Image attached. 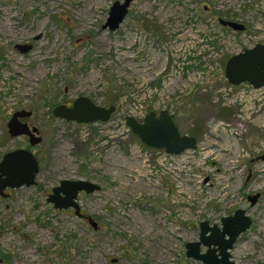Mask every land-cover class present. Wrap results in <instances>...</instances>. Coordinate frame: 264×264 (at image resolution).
Listing matches in <instances>:
<instances>
[{"label": "rangeland", "instance_id": "374dc122", "mask_svg": "<svg viewBox=\"0 0 264 264\" xmlns=\"http://www.w3.org/2000/svg\"><path fill=\"white\" fill-rule=\"evenodd\" d=\"M117 1L0 0V162L26 149L40 166L35 185L0 196V259L205 264L187 258V244L200 241L201 224L221 231L242 210L252 224L230 260L264 264V89L225 77L231 57L264 44V0H134L121 27L104 30ZM18 44L33 49L21 54ZM82 96L117 111L92 125L53 116ZM22 110L33 113L25 122L42 138L35 147L9 134ZM163 110L197 138L195 151L150 150L126 126L127 116L143 121ZM64 180L101 187L78 198L97 228L48 202ZM257 194L255 204L248 200Z\"/></svg>", "mask_w": 264, "mask_h": 264}, {"label": "water", "instance_id": "95a60500", "mask_svg": "<svg viewBox=\"0 0 264 264\" xmlns=\"http://www.w3.org/2000/svg\"><path fill=\"white\" fill-rule=\"evenodd\" d=\"M133 1L115 2L103 29L117 31L126 19ZM219 23L236 32H244L246 29L243 24L233 21L220 19ZM15 47L21 54H27L33 49L31 44H18ZM225 77L232 86L249 84L254 89L264 88V44H258L231 57L226 64ZM116 110V106L105 108L96 105L90 98L82 96L74 100L71 106L66 104L57 106L53 110V116L66 122L87 125L97 122L108 123ZM32 115V112L26 110L16 112L8 123V131L12 138L27 137L31 147H35L42 142V138L39 136L37 127H31L25 122ZM125 122L132 134L150 150L164 151L170 156H180L187 151H195L198 147L197 138L183 134L175 116L169 111L163 110L159 114L151 112L142 122L127 116ZM261 160L264 161V156ZM39 172V161L32 151L17 149L7 153L0 162V196L8 197L5 193L6 189L35 185ZM100 190L101 187L91 181L64 180L52 189L48 202L54 204V207L59 210L72 208L76 216L82 217L81 207L77 201L79 194L81 192L92 194ZM258 198L259 194L248 197V200L255 204ZM90 223L97 228L92 220ZM251 224V219L242 210H237L234 216L223 219L221 231L218 226L211 227L207 222L201 224L200 241L187 244V258L202 261L205 264H235L230 260L229 251ZM208 233L211 235L208 236ZM202 245L208 247V252L201 255ZM212 246H214L213 249ZM217 251L221 258H218ZM0 264H3L2 259Z\"/></svg>", "mask_w": 264, "mask_h": 264}, {"label": "flooded vegetation", "instance_id": "af4514ba", "mask_svg": "<svg viewBox=\"0 0 264 264\" xmlns=\"http://www.w3.org/2000/svg\"><path fill=\"white\" fill-rule=\"evenodd\" d=\"M93 102H94V101H93ZM72 103H73V102H71V103H67L66 105H67V106H71ZM94 103H95V102H94ZM95 104H96V103H95ZM61 105H63V104H61ZM96 105H98V104H96ZM99 106H100V105H99ZM111 106H114V105H111ZM102 107H104V106H102ZM108 107H110V106H108ZM108 107H105V108H108ZM116 108H117V107H116ZM116 111H117V110H116ZM18 112H19V111H18ZM115 113H116V112H115ZM115 113H114V114H115ZM114 114H113V115H114ZM113 115H112V116H113ZM97 123H99V122H97ZM100 123H101V122H100ZM94 124H96V123H94ZM87 125H89V124H87ZM90 125H92V124H90ZM81 193H82V192H81ZM81 193H80V194H81ZM80 194H79V195H80ZM78 198H79V196H78ZM77 201H78V199H77ZM78 203H79V202H78ZM71 209H72V208H71ZM73 210H74V209H73ZM80 212H81V214L83 215V216L80 217V218L85 219V220H87L88 222H90V221L92 220L89 216L83 214L82 211H80ZM74 213H75V210H74ZM75 215H76V214H75ZM90 219H91V220H90Z\"/></svg>", "mask_w": 264, "mask_h": 264}, {"label": "bare ground", "instance_id": "6f19581e", "mask_svg": "<svg viewBox=\"0 0 264 264\" xmlns=\"http://www.w3.org/2000/svg\"><path fill=\"white\" fill-rule=\"evenodd\" d=\"M263 227H264V225H263ZM163 244H164V245H169V244H170V241H169V240L164 241ZM87 261H89L87 264H89L90 262H91V263H95V262H96L94 259H93V260L90 259V260H87ZM74 264H84V263H80V262H78V261H75Z\"/></svg>", "mask_w": 264, "mask_h": 264}, {"label": "built area", "instance_id": "2783aa9c", "mask_svg": "<svg viewBox=\"0 0 264 264\" xmlns=\"http://www.w3.org/2000/svg\"><path fill=\"white\" fill-rule=\"evenodd\" d=\"M253 1H256V0H253ZM252 90L258 92V91H261V90H263V89H254V88H253ZM140 114H142V113H140ZM143 114H144V113H143ZM143 117H145V115H144ZM143 117H142V118H143Z\"/></svg>", "mask_w": 264, "mask_h": 264}]
</instances>
